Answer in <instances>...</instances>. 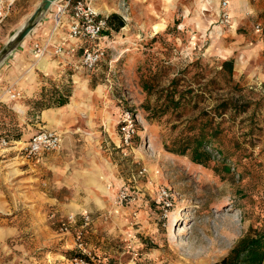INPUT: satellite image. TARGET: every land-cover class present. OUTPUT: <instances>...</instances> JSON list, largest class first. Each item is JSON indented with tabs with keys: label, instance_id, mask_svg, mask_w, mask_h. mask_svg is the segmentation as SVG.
Returning <instances> with one entry per match:
<instances>
[{
	"label": "rangeland",
	"instance_id": "1",
	"mask_svg": "<svg viewBox=\"0 0 264 264\" xmlns=\"http://www.w3.org/2000/svg\"><path fill=\"white\" fill-rule=\"evenodd\" d=\"M41 1L15 0L0 26V51ZM124 3L126 10L119 8L123 0L99 2L101 14L117 13L126 24L119 30L110 24L101 43L105 54L94 70L75 66L82 65V48L56 53L59 45L67 49L74 42L58 43L37 32L0 64V77L4 69L13 75L17 56L32 45L35 53L37 43L46 47L39 58L51 52L72 58L62 75L39 70L43 85L31 95L33 81L24 85L23 79L5 75V88L0 85V264H65L79 253V237L106 264H206L221 259L244 235L264 231V75L255 66L236 69L235 57L225 58L236 38L229 31V13L219 16L206 0ZM50 12L55 18L56 12ZM227 59L234 60V74L225 80L220 72ZM163 65L168 73L163 83L183 74L180 89H194L189 97L209 88L199 108L176 128L173 124L180 122L168 123V116L151 119L143 107V78ZM52 67L56 71L59 66ZM80 81L87 82V90L77 88ZM66 93L68 104L58 114L72 108V102L76 107L64 115L65 130H57L61 148L27 158L21 147L48 129L45 109L35 101ZM219 97L248 105L235 119L228 112L225 128L213 141L223 155L208 148L214 160L205 167L167 150L165 141L183 130L192 115L214 109ZM124 109L138 119L130 146L120 141L118 121ZM94 166L97 183L89 175ZM124 188L132 196L122 201ZM161 188L168 190L166 199L159 195Z\"/></svg>",
	"mask_w": 264,
	"mask_h": 264
},
{
	"label": "trees",
	"instance_id": "2",
	"mask_svg": "<svg viewBox=\"0 0 264 264\" xmlns=\"http://www.w3.org/2000/svg\"><path fill=\"white\" fill-rule=\"evenodd\" d=\"M110 24H115L116 30H119L126 24V21L121 15L114 13L110 15ZM166 67L163 65L159 71H150L143 78L142 87L147 94V100L143 107L150 113L151 119L168 116V123L180 122L173 124V127L176 128L183 124V117L199 108L202 100L206 99L205 92L209 88L202 87L201 93L189 97L188 95L192 94L194 89L192 87L186 90L180 89L183 74L175 75L167 84L163 83V77L168 75L165 70ZM222 69L220 75L226 80L234 74V60H225ZM213 82L214 79L210 80V83ZM218 84V89H222L223 85L219 82ZM207 85L209 87L210 84ZM68 95L69 93H66L65 96L59 94L51 101L44 98L37 99L35 105L38 109L64 107L69 101ZM247 107L248 105L234 102L232 98L219 97L214 109H204L197 115H192L190 119L184 122L185 128L170 141H165L164 145L167 150L173 153L189 156L195 164L211 167L214 159L208 148L215 150L219 155H223L222 151L215 149L213 141L218 140L225 128L223 125L226 121L225 117L230 112V116L235 119L244 113ZM221 158L224 159L222 161L224 170L229 172L230 168L227 167L225 161L227 157ZM218 173H221L220 170ZM206 264H264V231L244 235L221 259Z\"/></svg>",
	"mask_w": 264,
	"mask_h": 264
},
{
	"label": "crops",
	"instance_id": "3",
	"mask_svg": "<svg viewBox=\"0 0 264 264\" xmlns=\"http://www.w3.org/2000/svg\"><path fill=\"white\" fill-rule=\"evenodd\" d=\"M61 2L62 0H58V2L52 6L50 11L52 10L56 12L58 4ZM99 2L101 3L103 2V0H93V5L100 12L101 8ZM206 4L211 9L216 10L219 16L222 13L224 14L229 13V18L227 19V22L230 23L229 31L233 35V37L236 38L232 40L233 45H231V47L227 49L225 58L234 56L236 69H239L243 65L247 67L255 66L257 67L255 72L264 75V0H228V5L226 7L222 6V0H206ZM230 7H232L233 9H231ZM119 8L121 9V6H119ZM204 8L207 9L205 6ZM50 11L46 14V17L49 18V20L48 21L45 20L44 22L41 21V23L32 32H37L40 35L42 34L43 36L46 35L48 37H54V41L58 43L64 40L69 41V43L76 42L82 48V46L84 45L80 41H76L68 38L69 26L72 21L71 15H67L70 16V18L65 15L63 23L59 27H56L54 23L55 18L53 17L52 12ZM20 26H18L16 30H18ZM241 27L245 28L244 32H239V28ZM32 32L30 34H32ZM34 41L37 42V38H35ZM49 55L50 56L43 57L42 60L38 61V59L40 58L35 56L34 47L32 45L29 49L25 50L23 54L20 53L19 56H17L15 61L17 66L13 71L14 72L13 75L12 72L10 71L5 74V69H4V72L1 74L0 77V85H2V88H5V75L8 76L9 78H11L12 75L13 78H16L17 80L23 79L24 85H27L28 83L33 81L34 85L31 87V92L29 94L31 95L35 93L38 89H40L43 85L42 78L39 79L37 78V76L40 75L39 70L50 72L52 73L53 76H59L62 75L63 73H66L68 71L67 68H70V66H72L71 64L72 58L68 57V59H65L52 52L49 53ZM80 62L82 64L81 60ZM69 63L70 65L68 67ZM55 64H58L59 66L58 69H56V71L53 69L54 67H52ZM75 66L79 67L80 70H85L83 64L82 65L75 64ZM79 87H81L82 90H87L88 89L87 82L80 81L79 86L77 85V88ZM1 90L2 89H0V94L2 95ZM75 99L77 100L78 97H75ZM72 103H73L72 108L70 109L65 108L59 111L60 113L57 115L56 117L57 119L55 121H51L49 118H47L45 116V113L48 111V117L52 116L55 112V111L53 112V110L57 111L58 108L60 107L57 108L51 107L45 109L43 111V115L44 118L47 120V123L44 126H46L48 129H52L56 131L58 129L65 130L66 125L62 122L66 120V117L64 116L66 112L70 111L72 113L74 111L76 107V102L75 103L72 102ZM91 171L92 172L94 171L95 173H91V174L89 173V175L93 180H95L98 174L97 167L94 166L93 168H91ZM97 182L98 180L96 179L94 183ZM98 188H101L103 190V185L99 184Z\"/></svg>",
	"mask_w": 264,
	"mask_h": 264
},
{
	"label": "built area",
	"instance_id": "4",
	"mask_svg": "<svg viewBox=\"0 0 264 264\" xmlns=\"http://www.w3.org/2000/svg\"><path fill=\"white\" fill-rule=\"evenodd\" d=\"M13 4L14 0H0V26L8 17ZM227 5L228 0H222V6L226 7ZM121 9H127L124 0ZM67 12H70L72 18L69 38L80 42H87L85 46H82L81 61L88 70H94L105 54L104 45L101 43L103 39L108 38L107 31L111 26L110 14H101L93 5V0H62L57 7L55 22L57 24L60 23L62 15L67 14ZM122 15L124 16L123 13ZM45 49V46L41 47L37 43L35 45V55L40 56L44 54ZM79 49H81L80 45L74 42L67 49H65L64 45H59L56 53L72 54ZM17 95H20V93L13 94L12 96L15 97ZM118 125L120 141L123 145L130 146L138 134L137 115L130 109H124L120 114ZM3 142H5V139H3ZM61 146L62 136L58 131L43 129L33 134L29 141L21 148L25 151L27 158H32L46 152L59 150ZM168 194L166 188L159 190V195L162 199H166ZM119 196L122 201L129 200L132 193L129 189L124 188L121 189ZM261 199L264 203V186L261 191ZM76 245L79 253L67 258L65 264H106L96 258L86 244L80 240V237Z\"/></svg>",
	"mask_w": 264,
	"mask_h": 264
},
{
	"label": "water",
	"instance_id": "5",
	"mask_svg": "<svg viewBox=\"0 0 264 264\" xmlns=\"http://www.w3.org/2000/svg\"><path fill=\"white\" fill-rule=\"evenodd\" d=\"M57 2L58 0H42L37 5L30 17L14 32L0 51V64L36 29L52 6Z\"/></svg>",
	"mask_w": 264,
	"mask_h": 264
},
{
	"label": "bare ground",
	"instance_id": "6",
	"mask_svg": "<svg viewBox=\"0 0 264 264\" xmlns=\"http://www.w3.org/2000/svg\"><path fill=\"white\" fill-rule=\"evenodd\" d=\"M57 25H58V24H57ZM58 26H59V25H58ZM42 58H43V57H41L38 61L42 60ZM54 114H58V112H57V113H54ZM45 116L48 117V111L45 113ZM54 117H55V116H54ZM54 117L52 118L51 121H55V120L57 119V118H54ZM56 117H57V116H56Z\"/></svg>",
	"mask_w": 264,
	"mask_h": 264
}]
</instances>
